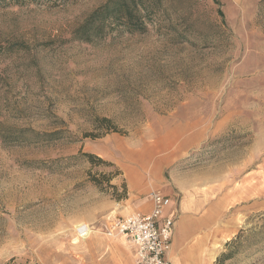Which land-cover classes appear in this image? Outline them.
Here are the masks:
<instances>
[{
    "label": "rangeland",
    "instance_id": "obj_1",
    "mask_svg": "<svg viewBox=\"0 0 264 264\" xmlns=\"http://www.w3.org/2000/svg\"><path fill=\"white\" fill-rule=\"evenodd\" d=\"M105 1L0 8V264H136L106 231L152 182L207 215L211 264H264V0H162L146 31L73 38ZM80 152L114 165L49 162Z\"/></svg>",
    "mask_w": 264,
    "mask_h": 264
},
{
    "label": "trees",
    "instance_id": "obj_2",
    "mask_svg": "<svg viewBox=\"0 0 264 264\" xmlns=\"http://www.w3.org/2000/svg\"><path fill=\"white\" fill-rule=\"evenodd\" d=\"M69 0H0V8L7 7L8 5L24 6L25 4H40L48 3L53 6L57 4L65 3ZM218 3V0H215ZM162 10V0H106L99 6L90 11L88 15L78 24L72 32L73 38L91 42L93 39L102 38L107 35L110 30L126 28L131 32H143L147 29L146 20H151L156 12ZM220 14H223L222 10H219ZM99 126L105 128L107 131H119L116 126L110 122L107 118H101ZM64 130L55 131H37L32 128H24L18 130V133L14 140L21 143H41L52 142L61 139ZM93 134H86L85 136H92ZM100 136L99 134H94ZM80 157H85L92 165H114L96 154L89 152H80L78 155L63 156L61 158L50 160L52 164L67 162L72 164ZM47 163V162H46ZM90 174V179L101 188H104L106 183L108 188L114 189V197L117 200L128 198V188L126 183H122V192H119L117 184H111V176L106 173ZM115 174H122L119 170H115ZM105 186V187H107ZM241 238V232L232 240L228 241L226 247L232 248V246ZM232 255L231 249L229 252L222 253L214 262V264H221L223 260L229 258Z\"/></svg>",
    "mask_w": 264,
    "mask_h": 264
},
{
    "label": "crops",
    "instance_id": "obj_3",
    "mask_svg": "<svg viewBox=\"0 0 264 264\" xmlns=\"http://www.w3.org/2000/svg\"><path fill=\"white\" fill-rule=\"evenodd\" d=\"M136 178L134 182L139 180L137 172H133ZM138 178V179H137ZM141 181V179H140ZM139 182V181H138ZM150 184L151 188L162 190L164 194L171 198V204L167 206L163 211V217H172L176 224L173 233V240L171 248L166 252V257L173 264H211L213 259V250L215 247V238L213 232L208 230L207 215H192L190 210L187 208L189 203H176L172 200L174 196V191L172 187H169L167 184H161L157 186L156 182ZM167 185V186H166ZM139 195L143 196L145 193L149 192V189L140 191ZM118 201L115 202L117 205ZM114 204V205H115ZM119 205V204H118ZM153 204L149 199V195H146L144 198H141L138 202L131 204L129 208H124L120 210L121 214L114 215L113 218L117 216H126L129 213L140 211L148 212L152 209ZM118 210V209H117ZM122 239V238H120ZM125 242V239H122ZM121 241V242H122ZM125 244H127L125 242ZM129 249L133 251L131 245L128 246ZM134 254V251H133Z\"/></svg>",
    "mask_w": 264,
    "mask_h": 264
},
{
    "label": "built area",
    "instance_id": "obj_4",
    "mask_svg": "<svg viewBox=\"0 0 264 264\" xmlns=\"http://www.w3.org/2000/svg\"><path fill=\"white\" fill-rule=\"evenodd\" d=\"M149 199L153 204L150 211L117 216L106 233L110 237L125 238L133 248L136 264H173L166 252L171 248L176 222L172 217L162 216L171 198L162 190L153 189Z\"/></svg>",
    "mask_w": 264,
    "mask_h": 264
}]
</instances>
